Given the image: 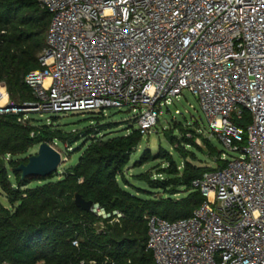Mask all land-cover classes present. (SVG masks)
Segmentation results:
<instances>
[{
	"label": "built area",
	"instance_id": "1",
	"mask_svg": "<svg viewBox=\"0 0 264 264\" xmlns=\"http://www.w3.org/2000/svg\"><path fill=\"white\" fill-rule=\"evenodd\" d=\"M39 2L51 20L41 67L26 76L34 100L15 105L1 81L0 115L127 106L145 136L164 105L191 91L211 132L241 154L223 152L224 167L193 180L205 200L192 216L146 215L147 248L156 264H264V0Z\"/></svg>",
	"mask_w": 264,
	"mask_h": 264
},
{
	"label": "trees",
	"instance_id": "2",
	"mask_svg": "<svg viewBox=\"0 0 264 264\" xmlns=\"http://www.w3.org/2000/svg\"><path fill=\"white\" fill-rule=\"evenodd\" d=\"M50 20L51 13L39 0H0V82H6L15 105L34 100L26 76L41 67ZM30 113L22 110L0 115V188L8 199V205L0 200V264H156L147 248L149 225L145 216L155 214L168 220L192 216L205 200L193 187V180L226 164L220 157L223 152L211 139L179 123L176 129L181 138L175 130L167 135L173 145L178 143L175 151L184 157L183 168L166 148L152 158L146 155L144 162L159 157L168 165L159 170L165 175L163 179L154 178L152 171L136 176L150 186L142 188L126 174L144 137L137 126L133 124L127 133L110 135L119 125L109 121L97 129L87 126L82 133L66 132L39 126L30 117L19 121ZM250 122L251 114L245 112L239 123L247 126ZM199 137L215 157V165L193 162L198 159L195 149H201ZM56 139L68 146L83 140L76 150L81 152L77 162L63 173L58 169L47 177L22 178L17 168L28 162V152L37 144ZM181 191L185 194L175 196ZM76 192L108 211L123 212V216L111 221L114 216L103 218L79 207Z\"/></svg>",
	"mask_w": 264,
	"mask_h": 264
},
{
	"label": "rangeland",
	"instance_id": "3",
	"mask_svg": "<svg viewBox=\"0 0 264 264\" xmlns=\"http://www.w3.org/2000/svg\"><path fill=\"white\" fill-rule=\"evenodd\" d=\"M8 90V88H7ZM9 93V92H8ZM10 99V94H9ZM163 112L160 116L155 127L152 128L151 132L143 137L142 143L138 146L137 150L132 154L131 162L129 163L126 174L130 182L140 186L142 188H150L146 181L139 180L136 176L141 173L152 171L154 178H164V173H159L162 167L167 166V162L163 158H153L148 162H144V158L149 156L152 158L158 154L161 148L168 149L173 153L179 163V167L183 168L184 157L180 156L175 151V146L168 137L170 131H174L175 134H179L181 138L182 133L176 129L177 124L181 123L186 127H193L196 129V133H201L203 136L211 139L218 150L225 152L227 158L234 156H240V151L229 150L219 138L211 132L209 121L207 120L205 113L201 108L198 97L191 91L185 90L179 98H176L171 104L164 105L162 108ZM103 111V110H102ZM28 117L34 118V123L39 126H50L51 130L60 128L66 132H83L87 126H91L95 129L99 128L101 123L113 121L119 126L113 129L109 134L116 135L119 133H127L128 129L134 124L133 117L136 114L133 107H109L103 113L99 112H41L35 110H29ZM136 126V124H134ZM98 126V127H97ZM191 136V135H190ZM53 140V138L51 139ZM201 149H195L197 152V158L193 160L194 163L201 166H213L215 165V157L210 155V149L205 146L202 137L198 139ZM58 150L63 154L64 160L62 161L59 170L61 173L65 172L70 166L74 165L79 159L80 153L76 151L83 145V140L75 143L73 146H68V143H64L56 139L52 141ZM39 145H35L26 156L35 154L39 150ZM192 148V147H188ZM145 156V157H144ZM191 159V157H188ZM11 170V167H10ZM14 182L15 179L12 176ZM32 183L31 186H34ZM127 189L135 191L130 186H125ZM156 190V189H154ZM157 191V190H156ZM159 192V191H158ZM184 191L177 193L175 196H182ZM0 200L8 205V199L4 192L0 188Z\"/></svg>",
	"mask_w": 264,
	"mask_h": 264
},
{
	"label": "water",
	"instance_id": "4",
	"mask_svg": "<svg viewBox=\"0 0 264 264\" xmlns=\"http://www.w3.org/2000/svg\"><path fill=\"white\" fill-rule=\"evenodd\" d=\"M63 160L62 152L49 141H44L40 143L38 152L30 155L28 162L22 163L17 169L21 171L22 178L29 175L47 177L59 169ZM75 202L85 210H91L94 205L93 200H87L80 192H76Z\"/></svg>",
	"mask_w": 264,
	"mask_h": 264
},
{
	"label": "snow or ice",
	"instance_id": "5",
	"mask_svg": "<svg viewBox=\"0 0 264 264\" xmlns=\"http://www.w3.org/2000/svg\"><path fill=\"white\" fill-rule=\"evenodd\" d=\"M3 90L2 89H0V92H2Z\"/></svg>",
	"mask_w": 264,
	"mask_h": 264
}]
</instances>
